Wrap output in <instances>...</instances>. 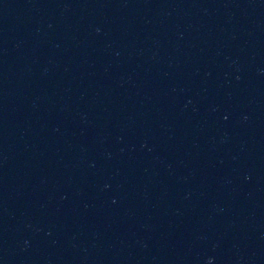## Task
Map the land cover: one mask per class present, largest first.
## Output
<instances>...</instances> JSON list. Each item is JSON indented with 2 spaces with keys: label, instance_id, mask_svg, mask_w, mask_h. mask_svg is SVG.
I'll list each match as a JSON object with an SVG mask.
<instances>
[{
  "label": "water",
  "instance_id": "1",
  "mask_svg": "<svg viewBox=\"0 0 264 264\" xmlns=\"http://www.w3.org/2000/svg\"><path fill=\"white\" fill-rule=\"evenodd\" d=\"M0 264H264V0H0Z\"/></svg>",
  "mask_w": 264,
  "mask_h": 264
}]
</instances>
